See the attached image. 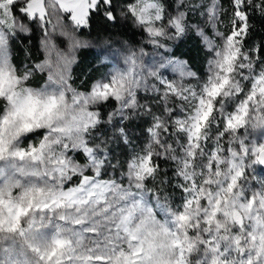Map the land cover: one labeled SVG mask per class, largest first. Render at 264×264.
<instances>
[{"label":"snow or ice","instance_id":"6c2138e0","mask_svg":"<svg viewBox=\"0 0 264 264\" xmlns=\"http://www.w3.org/2000/svg\"><path fill=\"white\" fill-rule=\"evenodd\" d=\"M227 4L0 0V264H264V0ZM94 24L143 39L76 74Z\"/></svg>","mask_w":264,"mask_h":264},{"label":"trees","instance_id":"16d2710c","mask_svg":"<svg viewBox=\"0 0 264 264\" xmlns=\"http://www.w3.org/2000/svg\"><path fill=\"white\" fill-rule=\"evenodd\" d=\"M258 23V22H257ZM259 26V23H258ZM136 32L135 37H133L132 33ZM39 33H37V36ZM78 35L81 36L82 39L93 41L98 39H111V41L120 39V40H127L130 43L136 45L138 44L142 39V34L135 29H132L131 26H125L123 28L117 27L115 29H108L106 32L99 24H94L91 30H83L81 33H78ZM259 37H257L258 39ZM34 44H38V40L33 41ZM182 46V51L190 63L194 61V57L196 54V50L198 49L197 44L190 40L187 43L180 44ZM181 49V48H180ZM146 50H151V48L146 46ZM79 58L81 61L80 66H78L75 69V73L78 74L80 72V68L84 66H90L92 64V60H90V54L87 49H82L79 53ZM21 59H23V56L21 54ZM33 59H43V53L39 51V49H34V56ZM79 80V79H78Z\"/></svg>","mask_w":264,"mask_h":264},{"label":"rangeland","instance_id":"374dc122","mask_svg":"<svg viewBox=\"0 0 264 264\" xmlns=\"http://www.w3.org/2000/svg\"><path fill=\"white\" fill-rule=\"evenodd\" d=\"M224 2V6L227 7L228 4H227V0H223ZM65 23H67V21L65 20ZM56 39V43L61 47V48H67L68 46V43L69 41L67 40V38L65 37H57L55 38ZM105 39H98V40H93V41H90L95 47L94 48H91V49H87L88 52H89V56H90V60L93 61L94 59V54L96 51L99 50V47L103 44V41ZM120 39H116V40H113L112 41V47L113 49H119L120 48V44L117 43V41H119ZM88 41V40H87ZM195 42V41H194ZM181 48V49H180ZM182 46H178L176 49H175V55L178 56L181 60H187V58L185 57L183 51H182ZM146 51H149L151 52V50H146ZM196 54H195V57H194V61L193 63L190 61H188L189 65L191 66L192 70L197 72L201 78H203L206 74V64H207V55L206 53H204V51L202 49H200L198 47V49L196 50ZM91 66V65H90ZM104 71H107V69L105 68H101L100 69V72H104ZM165 75H167L169 77V79H176L177 77L175 76V74H173L171 72V70H169L168 72L165 73ZM189 83H193L195 84L196 81H188ZM77 83H79V80H77ZM259 168L257 169V172L259 173Z\"/></svg>","mask_w":264,"mask_h":264}]
</instances>
